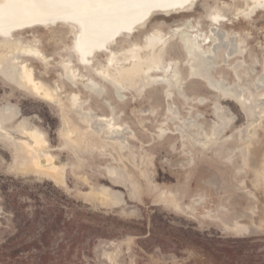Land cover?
I'll list each match as a JSON object with an SVG mask.
<instances>
[{
  "label": "rangeland",
  "instance_id": "374dc122",
  "mask_svg": "<svg viewBox=\"0 0 264 264\" xmlns=\"http://www.w3.org/2000/svg\"><path fill=\"white\" fill-rule=\"evenodd\" d=\"M249 10L245 0H195L191 7L178 13H153L144 27L122 35L111 47L140 46L147 33L159 32L164 38L161 48L166 61L177 62L173 69L183 81V93L194 99L189 104L176 94L173 101H166L160 87L141 95L127 92L123 94L125 100H116L111 85L88 65L84 71L76 62L77 57L71 55L72 33L66 26L29 28L12 33L10 39L29 42L51 58L47 63L24 59L36 81L51 88L58 87L63 99L75 93L80 102H86L84 108L108 115V107L101 99L81 87L73 88L62 79L60 64L70 63L81 74L104 86L105 99L138 141H130V149L122 161H113L99 153L81 155L83 162L78 169L67 170V186L59 187L44 177L19 172L13 164L12 146L0 140V244L14 233L31 232V238L36 230L31 231L26 218L22 217L28 213L30 218L35 208L41 210V206L52 202L97 214L85 217V222L103 230L102 236L86 235V242H93L86 252L81 254V247L75 244L69 264L80 260L85 264H213L190 248L178 249L177 253L173 247L161 249L163 232L175 228L199 233L219 232L226 238L253 239L257 252L264 253V6L247 16ZM211 11H218L225 18L215 26L224 35L223 44L217 41L214 52L217 63L212 81H220L223 96L231 93L253 101L256 108L250 126L234 102L210 91L202 81L190 79L187 67L182 64L185 54L180 44L181 34L192 29L208 34ZM177 29L181 31L176 32ZM2 53L4 51H0ZM140 55L144 57L149 52L142 50ZM106 59L104 52L96 53L91 63L103 66ZM199 99L202 105L196 103ZM167 103L181 115H198V124L207 135L211 134L216 120L223 125L230 122L210 151L190 146L192 140L182 142L171 134L158 137L162 124L166 132L180 125L167 121ZM215 104L221 118L213 110ZM0 107L11 109L13 114L21 116L20 121L41 132L49 146L57 149L54 154L63 161L69 165L77 162L71 153L60 151L64 141L60 132L61 111L57 106L21 92L0 78ZM71 115L73 122L80 125L77 117ZM191 134L196 139L197 131L192 130ZM113 155L117 158L114 151ZM113 169L123 173L126 187L109 182L107 175ZM104 188L118 194L119 203L105 200L101 194ZM30 193L39 198L40 207L28 196ZM15 195L14 210L18 219L13 218L10 210L13 207L9 206ZM159 222L163 231L157 229ZM247 228L249 232H243ZM62 238L63 235L55 237L54 245L64 244Z\"/></svg>",
  "mask_w": 264,
  "mask_h": 264
},
{
  "label": "bare ground",
  "instance_id": "6f19581e",
  "mask_svg": "<svg viewBox=\"0 0 264 264\" xmlns=\"http://www.w3.org/2000/svg\"><path fill=\"white\" fill-rule=\"evenodd\" d=\"M245 1L250 9L247 16L264 6V0ZM193 2L195 1L182 0L154 4L139 17L132 20L128 26H119L106 37L107 39L97 42L96 47H94L96 49L85 48L81 42L85 29L81 25L80 21L82 18L80 17L70 14H53L45 17L25 18L18 21L10 20L7 16L0 17V24L2 25L7 21L16 23L15 28L11 27V29H8V26L0 28V51H4V54H0V78L19 91L37 96L59 108L62 121V130L60 132L64 141L60 151L71 153V156L77 161L73 165L63 161L62 158L54 154L57 149L49 146L41 132L26 125L24 120L21 119L20 121L21 116L13 114L11 109L0 107V140L8 142L12 146V151H14L13 164H15L17 170L24 174L44 177L59 187H66L67 170L70 168L78 169L83 162L81 155L99 153L107 155L113 161H122L125 158L124 154L130 149V141H138V139L127 125L120 122L114 108L105 99L104 86L97 83L96 80L94 81L81 74L70 63L61 62L62 79L73 88L81 87L101 99L108 107V115H99L89 107L84 108L86 102H80L79 96L75 93L63 99L60 97L61 93L58 87L51 88L36 81L32 68L25 63V60H40L47 63L51 58L45 57L35 45L29 42L10 39L12 33L29 28H47L60 25L57 24V21L60 20L63 23L61 25L71 30V49L77 60L93 68L94 73L99 78L111 85L112 94L116 100H125L123 94L127 92L141 95L147 90L160 87L163 89V96L166 101H173L174 94H176L185 104H189L194 99L183 93V81L179 79L177 70L173 69V66H177V62L166 61L161 48L164 38L159 32L147 33L143 44L140 46L132 44L122 49H112L111 47L122 35H129L144 27L153 13H178L191 7ZM3 3L4 0H0V4ZM208 19H210L211 23L208 34H199L196 29L181 34L180 44L185 54L182 64L187 67L190 79L202 81L210 91L223 96L220 81H212V71L217 63L216 56L214 58L217 41L221 44L224 35L215 26L223 22L225 18L218 11H211ZM180 31V29L176 30V32ZM142 50L148 51L149 55L141 56L140 51ZM101 52L107 54L106 63L103 66H94L91 63V59L96 53ZM222 89L224 90V88ZM227 94L230 96L223 97L234 102L240 108L250 122L248 125L250 126L253 123L252 117L256 108L252 104L253 101L250 102L248 98L239 97L231 93ZM195 101L198 104H203L202 99ZM213 110L216 116L221 118L218 114V105L215 104ZM165 113L167 121L178 122L180 125H176L174 131L166 132V128H162L165 124H162L158 137L163 138V136L171 134L180 138L182 142L192 140L190 141V146L196 145L206 151H210L216 146V142L223 137V132L228 127V122H230H224L223 125V123H219V120H216L218 122L213 123L211 134L207 135L203 131L202 125L198 124L200 120V117H197L198 115L196 117L181 115V112L175 110V108L173 109L170 103L166 104ZM71 114L77 117L80 125L85 127L84 129L80 125H76L77 122H73V119L70 118ZM182 125L185 127H182ZM192 130L197 131L196 139L192 137ZM113 151L117 154V158L114 156L115 154L113 155ZM107 179L114 186H127L126 179L120 169L109 171ZM101 194L105 197V200L119 203V195L109 191L107 188H104Z\"/></svg>",
  "mask_w": 264,
  "mask_h": 264
},
{
  "label": "trees",
  "instance_id": "16d2710c",
  "mask_svg": "<svg viewBox=\"0 0 264 264\" xmlns=\"http://www.w3.org/2000/svg\"><path fill=\"white\" fill-rule=\"evenodd\" d=\"M40 207V200L34 194H28ZM16 195L9 203L13 207V218L18 219L14 210ZM65 197H62V199ZM94 215L90 211H75L71 206L60 203H50L41 206L32 212L30 218H26L27 227L32 230L29 233H14L5 238L0 244V264H69L73 254V246L78 243L82 254L87 247L92 245V240H85L86 235L93 238L103 235L102 227L92 226L85 222V217ZM157 226L158 230H162ZM166 225V224H164ZM156 227V226H155ZM167 228V225L165 226ZM63 235L65 243L54 245V238ZM82 237V238H81ZM161 249L173 247L178 250L190 248L199 253L204 260L213 264H264V253H258L257 245L252 244L253 239L226 238L219 232H195L183 228H175L163 232ZM170 245V246H169ZM177 253V251H176ZM76 264H85L81 260Z\"/></svg>",
  "mask_w": 264,
  "mask_h": 264
},
{
  "label": "snow or ice",
  "instance_id": "6c2138e0",
  "mask_svg": "<svg viewBox=\"0 0 264 264\" xmlns=\"http://www.w3.org/2000/svg\"><path fill=\"white\" fill-rule=\"evenodd\" d=\"M150 5L151 0H4L0 17L23 20L70 14L82 18L81 25L86 28L100 22L119 23Z\"/></svg>",
  "mask_w": 264,
  "mask_h": 264
},
{
  "label": "water",
  "instance_id": "95a60500",
  "mask_svg": "<svg viewBox=\"0 0 264 264\" xmlns=\"http://www.w3.org/2000/svg\"><path fill=\"white\" fill-rule=\"evenodd\" d=\"M176 1H182V0H151V5L142 9H139L137 14L131 17H127L125 19H122L119 23H104L100 22L96 25H89L88 27H83L85 29L84 35L81 39V42L84 44L85 48L92 49L96 47L95 45L97 42L107 39L106 37L109 36V34L112 33L113 30L117 29L119 26H128L132 20L139 17L144 11H146L148 8H150L154 4H160V3H169V2H176ZM195 1V0H192ZM208 20V19H207ZM18 21V20H15ZM57 24H63L60 20L57 21ZM16 23L14 22H5L4 25L0 24V28H5L8 26V29H11V27L15 28ZM10 27V28H9ZM13 29V28H12ZM17 29V28H16ZM174 37L170 38V40L167 41L170 42L173 40ZM96 49V48H94ZM71 55L74 56V53L72 51ZM75 57V56H74ZM78 64L82 67L84 71H86V63H82L76 60ZM84 65V66H83ZM242 232V231H241ZM243 232H249V229L243 230Z\"/></svg>",
  "mask_w": 264,
  "mask_h": 264
}]
</instances>
